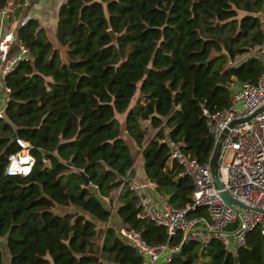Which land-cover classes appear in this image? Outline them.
<instances>
[{"label": "trees", "instance_id": "obj_1", "mask_svg": "<svg viewBox=\"0 0 264 264\" xmlns=\"http://www.w3.org/2000/svg\"><path fill=\"white\" fill-rule=\"evenodd\" d=\"M38 32L34 18L17 19L14 38L26 55L2 78L0 236L7 263L141 264L118 224L147 243L170 245L176 237L137 217L125 184L134 157L140 154L144 174L167 203L189 202L190 179L174 160L167 163V142L180 139L184 152L208 162L212 141L201 107L218 110L233 82L256 80L261 56L232 61L264 41V0H65L54 24L62 60ZM115 113H123L122 126ZM141 120L155 128L146 141ZM15 137L30 145L25 175L4 172L7 155L19 148ZM79 170L110 205L117 189L111 208L118 222ZM194 215H206L204 207L187 210ZM205 256L209 264H264V239L254 228L229 251L215 238L188 241L167 264Z\"/></svg>", "mask_w": 264, "mask_h": 264}, {"label": "built area", "instance_id": "obj_2", "mask_svg": "<svg viewBox=\"0 0 264 264\" xmlns=\"http://www.w3.org/2000/svg\"><path fill=\"white\" fill-rule=\"evenodd\" d=\"M27 1L3 0L0 5V24L12 17L16 4ZM12 23L13 26L9 22L8 27L0 32L2 85L3 76L26 55V49L15 44L13 28L17 21ZM251 55L263 58L256 80H243L231 85L227 104L218 110L201 107L212 145L222 134L216 158V170L222 188L247 208L234 204L238 209L235 212L226 205L212 181L208 162H199L184 152L182 140H168L169 160L179 165V174L190 179V200L180 207L165 200L157 206L143 191L142 184L131 180L125 182L135 197L137 217L163 226L168 237H176L175 243L170 245L167 242L147 243L138 230L126 223L118 224L117 234L136 250L141 257V264H152L158 259H161L160 264H167L171 253L188 241L204 245L210 238H215L229 251L243 245L245 233L254 228L264 239V41L236 55L232 63ZM14 140L19 148L7 155L4 172L25 175L32 163L30 145L20 137ZM196 206L204 207L206 215L187 216V210Z\"/></svg>", "mask_w": 264, "mask_h": 264}, {"label": "crops", "instance_id": "obj_3", "mask_svg": "<svg viewBox=\"0 0 264 264\" xmlns=\"http://www.w3.org/2000/svg\"><path fill=\"white\" fill-rule=\"evenodd\" d=\"M64 1L65 0H28L26 3L23 4V5L28 4V3L30 4L29 8L27 9L26 14L22 15L20 13L17 18L19 19L25 16L34 18L35 21L37 22V28L39 29V32L37 33V37L40 40H46L50 44L51 48L56 49L61 60L64 58L61 56L63 47L60 46L56 41L55 34H54V24H55L58 8ZM17 19L10 17L6 19L5 21H2L1 22L2 24H0V32L3 29L8 27L9 22H11V25L13 26L12 21L14 20L17 21ZM14 29L15 28H13V33H14ZM6 91L7 89L2 84H0V111H2V108L4 106V102L6 98ZM119 114L122 115V119H123V113H115L116 118L118 119L117 115ZM122 119L121 120L118 119L121 126H122ZM146 122H149V121L146 120ZM141 125L146 126L144 124H141ZM150 129H152L153 131H151L150 134H147V133L145 134V141L152 135V133L155 130V128L151 127V125L149 124V127H146V130L149 131ZM123 132L124 131H122V134ZM123 136L129 143L131 148H134V145L129 141V138H127L124 134ZM167 163L169 164L170 160H167ZM131 168L132 169H131V174L129 176V179L131 181H135V182L142 184L143 191L147 195H149V197L151 198V200L153 201L155 205L159 206L165 200V198L164 196L158 194L155 191L154 189L155 183L149 180V178L146 177V175L144 174L143 168H142V159L139 153L135 155ZM110 221L116 223L119 221V219L117 217L111 216ZM98 242L99 243L101 242V237L98 239ZM201 260L203 259H199L197 263L200 264ZM160 263H161V259H158L154 261L152 264H160Z\"/></svg>", "mask_w": 264, "mask_h": 264}, {"label": "water", "instance_id": "obj_4", "mask_svg": "<svg viewBox=\"0 0 264 264\" xmlns=\"http://www.w3.org/2000/svg\"><path fill=\"white\" fill-rule=\"evenodd\" d=\"M30 4H16L13 8L12 11V17L14 19H17L19 14L21 13L22 15L26 14L27 9L29 8ZM108 32L112 38V40H114V34L111 31V29H108ZM18 43V39H15V44ZM221 138H222V134L219 135L218 139L215 141V143L212 145V150L208 159V168L210 170V174L212 177V181L215 185V187L217 188L218 194L220 195L221 199L223 200V202L230 206L231 208L234 209L235 212L238 211V209L236 207H234V204L241 207V208H247V206L245 204H243L241 201L231 197L227 191L225 189L222 188V184L219 181L218 178V174H217V170H216V158H217V154H218V149H219V145L221 142ZM78 174L81 176L82 181H83V185L87 186L90 191L93 193V195L95 196V198L100 202V204L103 206V208L107 211H110L111 216L112 217H117V214L114 210H112L111 205L109 204V202L107 201V199L105 197H102L98 191L97 188L92 185L88 179V176L86 175V173L83 170H79ZM91 257L93 258L94 261L97 260V256L96 255H91Z\"/></svg>", "mask_w": 264, "mask_h": 264}, {"label": "rangeland", "instance_id": "obj_5", "mask_svg": "<svg viewBox=\"0 0 264 264\" xmlns=\"http://www.w3.org/2000/svg\"><path fill=\"white\" fill-rule=\"evenodd\" d=\"M62 52H63V51H62ZM60 54H61V53H60ZM61 56L64 57L63 54H61ZM58 57H59V55H58ZM59 58H60V57H59ZM234 83H235V82H233L231 85H233ZM135 99H136V95H134V96L132 97L131 103H132ZM117 117H118L119 120L122 119V115H121V114L117 115ZM140 122H141V124L146 125V126H143V127H145V132H146L147 134H150L151 131H153L152 129H150L149 131L146 130V127H149V122H146V120H141ZM123 134L126 135L125 132H123ZM127 138H128V137H127ZM110 196H111V198H112V202H111V206H112L113 204L116 203V196H117V191H116V189L112 191V194H111ZM59 209H63V208H60V207H59ZM0 251H1V256H2L3 263H4V264H8V263H7V262H8V254H7V252H6V248H5V244H4V237H3V236H0ZM203 261H204L203 264H209V263H208V258H207L206 256L203 257ZM194 264H198V263H194ZM200 264H201V263H200Z\"/></svg>", "mask_w": 264, "mask_h": 264}]
</instances>
